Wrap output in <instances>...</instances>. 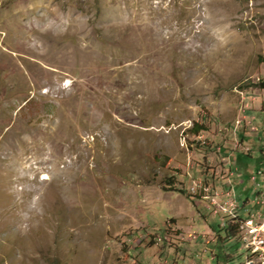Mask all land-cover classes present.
<instances>
[{"label": "rangeland", "instance_id": "obj_1", "mask_svg": "<svg viewBox=\"0 0 264 264\" xmlns=\"http://www.w3.org/2000/svg\"><path fill=\"white\" fill-rule=\"evenodd\" d=\"M262 181L264 0H0V264H264Z\"/></svg>", "mask_w": 264, "mask_h": 264}, {"label": "built area", "instance_id": "obj_2", "mask_svg": "<svg viewBox=\"0 0 264 264\" xmlns=\"http://www.w3.org/2000/svg\"><path fill=\"white\" fill-rule=\"evenodd\" d=\"M261 173H262L261 170H257L256 173L251 175V179L255 180L257 175H260ZM227 195H229V198H227V199H229L230 201L225 202V203L232 205L233 201L230 199L231 198L230 193H227ZM223 209H224V207H223ZM262 224L263 223H259V224L254 226L252 218H248L245 220V225L247 226V231H248L249 237L248 236L245 237L243 241L245 242V246L251 248V250H257V248L262 247L263 243H262V241H260V238H259V231L262 230L261 229Z\"/></svg>", "mask_w": 264, "mask_h": 264}, {"label": "trees", "instance_id": "obj_3", "mask_svg": "<svg viewBox=\"0 0 264 264\" xmlns=\"http://www.w3.org/2000/svg\"><path fill=\"white\" fill-rule=\"evenodd\" d=\"M202 128H203V127L199 126L198 128L195 129V131L197 132L198 130H200V129H202ZM245 157H248V158H249V155L245 154ZM254 169H255V168H254ZM255 170L257 171V170H260V169H258V167H257ZM256 171L253 170V171H251L250 173H253V174H254V173H256ZM261 171H262V170H261ZM250 173H249V174H250ZM251 175H252V174H251ZM253 181H254V180H253ZM221 230L224 232V235H225L227 238H228V237L230 238V237L232 236V234L229 233V230H230V229H229V226H228V227H227V226H226V227H218V236H219V238L221 237V234H220V233H221V232H220Z\"/></svg>", "mask_w": 264, "mask_h": 264}, {"label": "crops", "instance_id": "obj_4", "mask_svg": "<svg viewBox=\"0 0 264 264\" xmlns=\"http://www.w3.org/2000/svg\"><path fill=\"white\" fill-rule=\"evenodd\" d=\"M261 184H263V181L261 182ZM263 187H264V184H263ZM243 189H244V191L248 190L247 188H246V189L243 188ZM252 190H253L252 192L254 193L255 190H254V189H252ZM256 192H257V191H255V193H256ZM255 193H254V194H255Z\"/></svg>", "mask_w": 264, "mask_h": 264}]
</instances>
